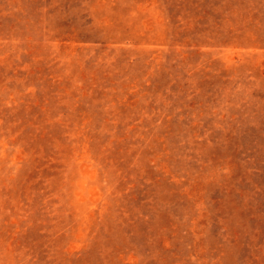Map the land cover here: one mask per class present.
Segmentation results:
<instances>
[{
    "label": "rangeland",
    "instance_id": "1",
    "mask_svg": "<svg viewBox=\"0 0 264 264\" xmlns=\"http://www.w3.org/2000/svg\"><path fill=\"white\" fill-rule=\"evenodd\" d=\"M0 264H264V0H0Z\"/></svg>",
    "mask_w": 264,
    "mask_h": 264
}]
</instances>
